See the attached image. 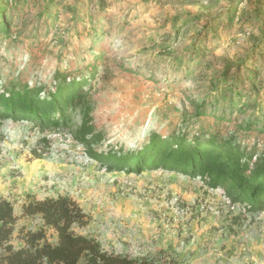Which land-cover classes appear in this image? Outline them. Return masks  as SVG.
<instances>
[{"label":"rangeland","instance_id":"rangeland-1","mask_svg":"<svg viewBox=\"0 0 264 264\" xmlns=\"http://www.w3.org/2000/svg\"><path fill=\"white\" fill-rule=\"evenodd\" d=\"M0 9L11 21L0 36V91L21 82L44 96L58 74L81 78L78 69L98 51L111 70L89 97L98 136L91 146L67 129L0 115V199L15 209V249L23 234L45 228L23 206L63 195L90 219L75 232L105 251L161 263L264 264V210H249L201 177L110 171L90 154L138 152L153 134L230 138L264 115V0H0ZM226 83L242 95L220 94ZM203 99L211 114L234 107V119L200 118L195 104ZM66 119L74 128L82 121L71 107ZM233 138L255 160L264 158V132ZM47 235L57 242L53 230Z\"/></svg>","mask_w":264,"mask_h":264},{"label":"trees","instance_id":"trees-1","mask_svg":"<svg viewBox=\"0 0 264 264\" xmlns=\"http://www.w3.org/2000/svg\"><path fill=\"white\" fill-rule=\"evenodd\" d=\"M6 14L4 9H0V36L9 34L11 21L6 19ZM229 19L233 21L234 13L230 14ZM96 54L91 63L85 62L83 67L78 69L83 71L81 78L71 80L70 73L58 74L55 89L44 96H41L40 88H30L27 83L21 82L13 83L11 90L0 91V115L15 120L43 122L40 124L43 129H67L81 142L89 145L91 141L95 143L98 136L93 130V106L89 97L93 83L111 71L104 69L107 61L105 53L98 51ZM233 83L222 85L219 93L222 94L224 88L230 89L231 92L235 89L238 91L235 95H242V90L236 89L238 86L234 88ZM252 89H256V86ZM227 93L224 94L225 98ZM233 96L234 93L229 98L232 100ZM209 102L208 99H203L195 104L200 118L213 117L212 120L220 123L234 119L230 116L234 113V107L229 108V112L211 114L208 109ZM213 102L217 104L218 97ZM70 107L76 109L82 117L76 128L72 123L67 124L66 116ZM58 112L65 114L62 121L57 118ZM253 131L264 132V115L254 114L245 120L237 126L230 138L212 131L204 141L197 137L188 138L185 134H153L150 142L138 152L119 156L117 152L98 154L91 150L90 154L106 162L110 171L142 173L164 169L194 178L201 177L212 188L222 185L227 196L233 201L245 202L249 210L260 211L264 210V158L255 160L253 154L247 152L233 138L234 135ZM254 179L257 181L254 182ZM23 214L41 216L45 228L23 234V246L15 249L11 244L18 220L15 209L10 201L0 199V264H175L173 261L161 263L151 257L132 258L111 253L105 251L95 238L77 234L74 226L86 227L90 219L71 196L33 200L23 206ZM48 229L57 234L55 244L48 240Z\"/></svg>","mask_w":264,"mask_h":264}]
</instances>
